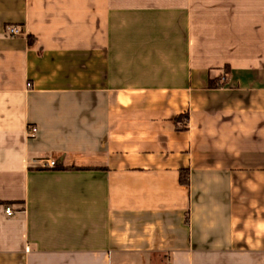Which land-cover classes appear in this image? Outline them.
I'll return each instance as SVG.
<instances>
[{
  "label": "crops",
  "instance_id": "0c3cea01",
  "mask_svg": "<svg viewBox=\"0 0 264 264\" xmlns=\"http://www.w3.org/2000/svg\"><path fill=\"white\" fill-rule=\"evenodd\" d=\"M0 264H264V0H0Z\"/></svg>",
  "mask_w": 264,
  "mask_h": 264
},
{
  "label": "built area",
  "instance_id": "2783aa9c",
  "mask_svg": "<svg viewBox=\"0 0 264 264\" xmlns=\"http://www.w3.org/2000/svg\"><path fill=\"white\" fill-rule=\"evenodd\" d=\"M7 32L11 35V36H18L20 34H22V31L20 30V28L18 27H14V26H11V27H8L7 28ZM36 133H37V128L36 127H30L29 128V134H30V137L33 138L36 136ZM56 166V163L53 162V161H46L45 163V167H55ZM5 212H6V215L8 217H11L14 215V211L12 209L11 206H6L5 208Z\"/></svg>",
  "mask_w": 264,
  "mask_h": 264
},
{
  "label": "trees",
  "instance_id": "16d2710c",
  "mask_svg": "<svg viewBox=\"0 0 264 264\" xmlns=\"http://www.w3.org/2000/svg\"><path fill=\"white\" fill-rule=\"evenodd\" d=\"M186 118L187 116H180L176 119V125H177L178 130L181 131L185 129V126L184 125L182 126V122L185 121Z\"/></svg>",
  "mask_w": 264,
  "mask_h": 264
}]
</instances>
